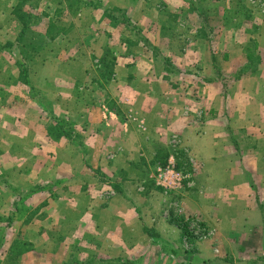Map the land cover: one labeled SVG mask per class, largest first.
I'll use <instances>...</instances> for the list:
<instances>
[{
  "label": "rangeland",
  "instance_id": "374dc122",
  "mask_svg": "<svg viewBox=\"0 0 264 264\" xmlns=\"http://www.w3.org/2000/svg\"><path fill=\"white\" fill-rule=\"evenodd\" d=\"M262 39L264 0H0V264H264V95L244 133L209 99Z\"/></svg>",
  "mask_w": 264,
  "mask_h": 264
},
{
  "label": "crops",
  "instance_id": "0c3cea01",
  "mask_svg": "<svg viewBox=\"0 0 264 264\" xmlns=\"http://www.w3.org/2000/svg\"><path fill=\"white\" fill-rule=\"evenodd\" d=\"M260 42L262 44H260V49L258 50V56L253 61H252V59L249 61V59H247L245 57V55L243 53L244 49H242V47H241L240 52L237 55L235 54V56H233V57H231V55H229L230 61L231 62L235 61L236 65H237V68L235 70V72L237 71L235 73L236 75L234 74L235 76H232L230 78L231 80L233 79V82H234V85H232V87L230 89L232 96H230L228 94L227 98L223 99L220 97L219 93H216V94L214 93V94L209 95L210 101L216 100V107H218L217 104L220 105V107H218L219 113L217 114L218 116H216V117L221 118V120L213 119V121L210 124L211 127H213V129H215V128L218 129V127H221L220 122L222 121L223 116L225 119H226V117L228 118V121L230 123V127L233 128L234 130H235V128H237L239 133H241V132L244 133V130H246V128H250V127L252 128L253 127V126H250V124L248 123L249 122L248 120H245V116L248 113H249L248 117H250V115H252V116L255 115L253 112H251L252 110L251 111L249 110V107L253 106L252 102L257 96H261V95L263 96L264 95V45H263L264 39L260 40ZM240 44H242V43H240ZM67 48H68V51L71 50L70 46H68ZM254 62H257L258 67H255L252 65ZM68 63H70V61H68ZM249 63H250V65L248 66ZM43 64L46 66V68L49 67V64L53 65L50 68H51L52 74H53L52 81H54L55 77H57L61 71V70H59V68L54 69V64H55L54 59L50 58L46 62H44ZM250 66L252 67V70H249L251 68ZM41 67H42V69H44L43 65ZM54 74H56V76ZM70 79H72V78H67V79L59 78L58 80H55V81H58V84H62V83L68 84L69 83L68 80H70ZM208 80L214 81L212 78H208ZM31 82L33 84L34 79ZM47 94L48 93H46V96L48 97ZM102 95H103L102 93L96 92L93 95L94 97L89 96L88 98L87 97L86 98H84V97L77 98V100L79 102L83 103L82 104L83 110L82 111L77 110V112L73 111L72 113H68L71 116L79 117L80 124L78 126V130L80 132L84 133L86 136H90V133H92V132H95L94 134H100V132H99L100 128H101V131L106 130V121L104 120L105 114L102 111V109L100 111L99 110L95 111V109H96L95 106H97V103L95 102V100H93V99H96V101L97 100L103 101ZM207 97H208V95H207ZM250 97H251V99H250ZM19 98H21V97L19 96ZM66 99L68 100V102L71 100H74V98L72 97L71 94L63 93L62 100H66ZM24 100L25 101H23V100L22 101L18 100V101L23 102L27 106V109L34 112V114H39V108H37L36 103L31 102V101L28 102V100H26V98H24ZM47 102H49V98H48ZM92 104L94 105V107H92ZM41 105L47 110L48 106H45L46 102H45V104L42 103ZM77 105H79L78 107H81L79 103ZM260 107H258V108L260 109ZM261 111L264 114V107L261 108L260 112ZM110 112H112V111H110ZM83 115H84V117H82ZM42 129L44 132H47V129H45V128H42ZM97 136L98 135H95V138H92V141H94L93 142L94 146L93 145L92 146L96 149H98V143H97L98 140L96 138ZM260 137H261V134H260ZM255 139H257V137ZM88 140H91V138H89ZM256 145L257 144H255L254 146H256ZM255 154H257V152H255ZM221 159H223V158H221ZM248 159L250 161H253L254 158H248ZM232 160H230V161L227 160L226 164H230L232 162ZM255 160H256L255 163H258L260 158H255ZM212 162H213V164H212L213 166H218V164L216 163L217 159H215ZM218 162L220 165L224 164V162H222L221 160H219ZM245 164H248L246 159H245ZM245 164H243L242 162H238V165H240V166L241 165L245 166ZM213 166H211V168H213V170H214ZM239 169H241V167H239ZM228 170L229 169H226V170L222 169V171H214L213 173H206L205 172V174H203L202 176H199L197 179L198 180H200V179L201 180H212L211 182H214L215 181L214 175H216L217 179H221L222 181L228 180V179H231V176H230ZM244 170L242 169V170H240L241 172L238 173L239 174L238 180H241L243 185H245L246 174H247V173H245L247 171L245 170V172H244ZM213 186H216V183ZM130 187L131 186L123 187L122 190L125 189L123 194L127 195V193H129V192H127V189H129ZM239 188H241V187H239ZM76 192H77V190H76ZM214 192L216 193L215 190H214ZM129 194H131V193H129ZM238 195L240 196L241 199L246 200V198H242V197L247 196V191L246 190H243L242 192L239 191ZM56 203H58V202H56ZM257 204L258 203L256 202V204H253L252 206L240 205V207H241V210L246 212V213H254V210L257 209ZM99 208H100L99 213L102 214L105 209H104V207L103 208L99 207ZM99 208H95V209H99Z\"/></svg>",
  "mask_w": 264,
  "mask_h": 264
},
{
  "label": "trees",
  "instance_id": "16d2710c",
  "mask_svg": "<svg viewBox=\"0 0 264 264\" xmlns=\"http://www.w3.org/2000/svg\"><path fill=\"white\" fill-rule=\"evenodd\" d=\"M111 17H113L114 19H116L117 20V17H115V16H112V15H110ZM134 28V27H133ZM134 30H135V28H134Z\"/></svg>",
  "mask_w": 264,
  "mask_h": 264
},
{
  "label": "built area",
  "instance_id": "2783aa9c",
  "mask_svg": "<svg viewBox=\"0 0 264 264\" xmlns=\"http://www.w3.org/2000/svg\"><path fill=\"white\" fill-rule=\"evenodd\" d=\"M167 178V177H166Z\"/></svg>",
  "mask_w": 264,
  "mask_h": 264
}]
</instances>
